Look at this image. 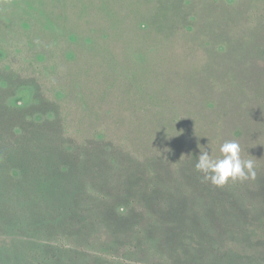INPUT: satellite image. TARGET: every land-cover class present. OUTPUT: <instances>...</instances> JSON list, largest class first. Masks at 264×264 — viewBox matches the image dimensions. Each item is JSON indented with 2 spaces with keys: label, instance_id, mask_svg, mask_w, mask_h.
Wrapping results in <instances>:
<instances>
[{
  "label": "rangeland",
  "instance_id": "1",
  "mask_svg": "<svg viewBox=\"0 0 264 264\" xmlns=\"http://www.w3.org/2000/svg\"><path fill=\"white\" fill-rule=\"evenodd\" d=\"M0 264H264V0H0Z\"/></svg>",
  "mask_w": 264,
  "mask_h": 264
},
{
  "label": "clouds",
  "instance_id": "2",
  "mask_svg": "<svg viewBox=\"0 0 264 264\" xmlns=\"http://www.w3.org/2000/svg\"><path fill=\"white\" fill-rule=\"evenodd\" d=\"M220 155L213 156L208 147H200L196 157L195 170L202 175L203 182L222 188L230 182H244L256 179L252 159L241 157V148L236 141H226L220 145Z\"/></svg>",
  "mask_w": 264,
  "mask_h": 264
}]
</instances>
